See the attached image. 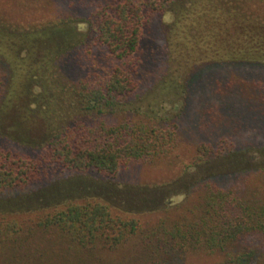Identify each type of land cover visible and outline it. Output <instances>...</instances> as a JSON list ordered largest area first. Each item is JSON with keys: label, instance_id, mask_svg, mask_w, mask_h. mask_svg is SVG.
I'll return each instance as SVG.
<instances>
[{"label": "trees", "instance_id": "16d2710c", "mask_svg": "<svg viewBox=\"0 0 264 264\" xmlns=\"http://www.w3.org/2000/svg\"><path fill=\"white\" fill-rule=\"evenodd\" d=\"M28 1L41 4L40 7L45 2L74 11L39 28L12 31L14 34L8 36L0 52L8 58L7 67L15 68L4 84L0 75V128L4 129L6 139L21 138L24 146L41 151L37 158H32L0 147V197L27 191L39 183L44 165L51 164L74 175L93 173L112 180L129 166H156L175 153V122L156 121L133 110L115 112L129 104L136 92L135 76L141 65L137 56L142 27L148 18L169 11L172 20L185 25L189 50L197 53L200 40H210L212 31L218 28L219 35L223 32V10L230 6L233 24L240 19L245 28L243 40L235 30H225L227 36L231 35L229 46H236L237 50L218 58L205 46L200 55L209 58L214 54L215 58L200 60L189 57L194 54L182 49L174 59V67L171 64L172 72L181 74L190 63L199 61L208 65L207 69L227 65L264 67V0ZM79 24H83L82 28ZM205 30L211 33L202 36ZM53 33H64L56 34V42L60 43L41 47L44 39L55 41ZM77 49L86 61L84 76L80 70L66 68L64 81L54 78L51 83L58 87L67 79L85 105L86 114L84 119L50 127L46 133L41 124L49 127L47 121L53 119L44 115L53 101L47 90L50 70L54 69L52 63L70 58V66L73 65ZM30 84L41 85L43 94L37 95ZM52 94L55 100V92ZM55 103L61 105L56 100ZM253 103L255 112L264 116V92L258 93ZM33 105L35 110L31 109ZM38 130L45 135L39 143L31 144L28 133ZM198 188L202 191L198 205L188 213L175 215L166 207L144 211L164 210V215L154 222L141 223L101 200L87 198L2 215L0 263L170 264L188 252L223 254L246 236L264 234V202L234 189L219 188L210 179L197 183L194 190ZM225 255L230 263L248 264L242 258L251 254Z\"/></svg>", "mask_w": 264, "mask_h": 264}, {"label": "rangeland", "instance_id": "374dc122", "mask_svg": "<svg viewBox=\"0 0 264 264\" xmlns=\"http://www.w3.org/2000/svg\"><path fill=\"white\" fill-rule=\"evenodd\" d=\"M40 5L28 0H0V52L8 36L14 34L12 31L39 28L67 17L68 13L74 11L52 7L45 2H42V7ZM177 6H180L179 3ZM229 10L230 6L223 10V16L226 17L223 32L219 35L218 28L212 31L210 40H200L201 47L197 53L189 50L191 45L184 36L185 25L172 20L169 11L148 18L142 27L137 56L141 65L135 76L136 92L129 104L127 102L124 108L116 109L115 112L133 110L137 115H146L156 121L175 122L178 146L169 159L156 166H129L120 170L112 180H104L93 173L74 175L54 165H44L39 183L27 191L10 192L0 197V218L2 215L37 210L49 204L62 205L69 200L87 198L101 200L115 210L137 218L141 223L154 222L164 215V207L173 210L175 215L188 213L196 207L202 191L194 188L197 183L207 179L219 188L234 189L239 194L264 202V116L255 112L253 103L258 93L264 92V67L227 65L207 69L208 65L199 64V61L190 63L181 74L171 70L172 62L174 67V59L178 58L182 49L194 54L189 57L200 60L215 58L214 54L209 58L200 55L205 46L210 47L218 58L225 57L224 53L230 56L232 51L237 50L236 46H229L231 35L227 36L225 30H235L239 39L243 40L245 28L240 19H236L237 24H233L232 12ZM79 25L82 28L83 24ZM199 28L203 30V27ZM206 33L210 34L211 31L205 30L202 36ZM53 34L55 41L44 39L40 46L59 44L56 34L63 36L64 33ZM217 50L219 53H216ZM79 54L77 49L71 66L70 58H61L52 63L54 69L50 70L47 90L53 101L49 112H44V115H51L53 119L47 121L49 127L44 128L41 124V129L46 133L50 127L84 119L86 107L73 92L70 82L66 79L64 85L58 87L51 83L54 78L63 82L64 76H67L66 68L80 70L84 76L86 61ZM5 58L0 53L3 84L9 81V72L15 70L14 67H7L8 58ZM12 58L17 59L14 55ZM18 65L21 67L22 63ZM30 85L37 95L44 92L41 85ZM53 91L56 102L61 105L55 103ZM31 109L36 108L33 105ZM28 135L30 143L36 144L45 133L38 130L30 131ZM26 146L22 144L21 138L6 139L4 129L0 128L1 148L37 158L41 151ZM155 208L162 209L144 212ZM243 252L251 254L248 258H242L248 264H264V234L246 236L223 254L208 256L200 252H188L178 256L177 260L174 258L170 264H234L228 262L225 254Z\"/></svg>", "mask_w": 264, "mask_h": 264}]
</instances>
